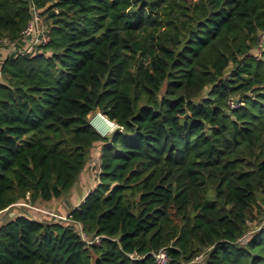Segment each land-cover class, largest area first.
I'll return each mask as SVG.
<instances>
[{
  "label": "trees",
  "instance_id": "1",
  "mask_svg": "<svg viewBox=\"0 0 264 264\" xmlns=\"http://www.w3.org/2000/svg\"><path fill=\"white\" fill-rule=\"evenodd\" d=\"M31 6L50 40L23 53ZM262 35L264 0H0V213L99 148L65 221L0 225V264H264Z\"/></svg>",
  "mask_w": 264,
  "mask_h": 264
},
{
  "label": "rangeland",
  "instance_id": "2",
  "mask_svg": "<svg viewBox=\"0 0 264 264\" xmlns=\"http://www.w3.org/2000/svg\"><path fill=\"white\" fill-rule=\"evenodd\" d=\"M260 43H262L263 45L264 35H262V37L260 38ZM5 44L6 42L4 40L0 41V65L2 61L8 57L9 54L14 53L15 51V49L12 46L6 49L3 48ZM97 114L99 113L92 112L89 115V122H91V120L94 119L93 117ZM115 128L116 127H114V129ZM112 131L105 133L103 136L109 135L110 133H112ZM95 153L96 154L99 153V148L95 147L92 150L89 161L85 165L76 183L71 187V189L66 195H64L60 199L51 200L48 202H39L33 205L21 203L23 204V206H19V208H21L23 212H26L27 215L37 219L65 221L66 214L70 212L73 207L79 205L84 200L87 193L90 190H92L97 184L98 162ZM263 221H264V216H263ZM251 226L253 228L257 227V225L255 224ZM191 264H202V260L201 259L195 260Z\"/></svg>",
  "mask_w": 264,
  "mask_h": 264
},
{
  "label": "built area",
  "instance_id": "3",
  "mask_svg": "<svg viewBox=\"0 0 264 264\" xmlns=\"http://www.w3.org/2000/svg\"><path fill=\"white\" fill-rule=\"evenodd\" d=\"M21 38L23 42L25 43L23 47L24 49L22 50L23 53L32 51L33 48L36 46H45L50 40L48 29L40 25L39 14L32 6H31V19L29 23L27 24V26L25 27V29L22 31ZM86 240L88 243L92 242L89 239H86ZM94 241L97 242L98 240H94ZM153 256L155 259V264H167L168 263L167 253L163 249L159 250Z\"/></svg>",
  "mask_w": 264,
  "mask_h": 264
},
{
  "label": "bare ground",
  "instance_id": "4",
  "mask_svg": "<svg viewBox=\"0 0 264 264\" xmlns=\"http://www.w3.org/2000/svg\"><path fill=\"white\" fill-rule=\"evenodd\" d=\"M94 118V119H93ZM91 120L92 125L103 135L109 131H112L115 127L114 123L105 119L100 115H95Z\"/></svg>",
  "mask_w": 264,
  "mask_h": 264
},
{
  "label": "crops",
  "instance_id": "5",
  "mask_svg": "<svg viewBox=\"0 0 264 264\" xmlns=\"http://www.w3.org/2000/svg\"><path fill=\"white\" fill-rule=\"evenodd\" d=\"M19 206H23V204L19 203L16 206L6 209L4 212L0 213V225L6 221L13 220L15 217L21 215L23 211L21 208H19Z\"/></svg>",
  "mask_w": 264,
  "mask_h": 264
},
{
  "label": "water",
  "instance_id": "6",
  "mask_svg": "<svg viewBox=\"0 0 264 264\" xmlns=\"http://www.w3.org/2000/svg\"><path fill=\"white\" fill-rule=\"evenodd\" d=\"M99 115V114H98ZM90 125L100 134V135H102L103 136V134L102 133H100L93 125H92V123L90 122ZM115 125V124H114ZM115 127H116V125H115Z\"/></svg>",
  "mask_w": 264,
  "mask_h": 264
}]
</instances>
